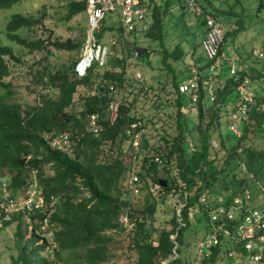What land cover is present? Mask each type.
Segmentation results:
<instances>
[{"label": "trees", "instance_id": "16d2710c", "mask_svg": "<svg viewBox=\"0 0 264 264\" xmlns=\"http://www.w3.org/2000/svg\"><path fill=\"white\" fill-rule=\"evenodd\" d=\"M24 1L0 0V10ZM196 2L203 11L200 16L188 10L186 0H141L145 19L129 34L117 19L106 18L94 34L96 45L107 46L104 62L90 59L81 77L75 70L80 56L62 65L52 64L50 58L56 54L53 49L79 52L87 42L85 34L77 41L54 39L53 30L46 39L22 35L46 26L43 17L12 14L6 38L42 56L25 65L23 53L0 43V233L15 226L11 232L16 254L10 255L9 264H118L126 252L134 257L133 264H220L233 258L229 253L239 246L221 233L218 244L197 246L194 257L192 251L198 241L211 236L209 213L220 196L230 199L246 188L260 190L257 183H264V92L255 85L257 70L233 59V75L231 58L224 56L225 44L236 31L223 24L222 17L233 11L217 8L212 0ZM89 3L70 0L66 18L88 14ZM262 8L264 0H259L258 10ZM188 13L197 18L196 34L187 24ZM205 14L220 21L224 35L222 65L215 71H210L212 60L202 45ZM171 21L182 24L181 35L168 33ZM107 33L118 40V49L105 41ZM153 54L160 61L156 66ZM19 65L28 78L26 88L39 89L33 104L14 98L20 86ZM193 65L200 71L195 102L179 90L194 77ZM153 70L163 72L159 89L145 81ZM245 75L251 79L255 101L234 133L229 116L240 101ZM113 102L119 104L114 121ZM146 103L155 111L146 113ZM93 115L97 133L91 127ZM66 133L72 140L68 150L47 141L50 135ZM137 138L139 151L133 144ZM127 155L139 163L133 172L140 191L154 184L159 195L149 192L150 198L139 204L133 199L137 195L124 183L131 170ZM34 171L45 196L43 207L9 209L10 200L24 195ZM172 194H178L181 203L168 205ZM203 194L212 201L208 205L201 201ZM161 205L168 207L162 220L157 215ZM200 228L205 232L196 238ZM122 235L129 243L125 253H118L112 247Z\"/></svg>", "mask_w": 264, "mask_h": 264}, {"label": "built area", "instance_id": "2783aa9c", "mask_svg": "<svg viewBox=\"0 0 264 264\" xmlns=\"http://www.w3.org/2000/svg\"><path fill=\"white\" fill-rule=\"evenodd\" d=\"M88 11V35L85 48V54L78 60L75 70L78 76H84L87 71L90 59H96L103 64L107 46L95 44V31L99 30L103 20L108 17L117 19L123 26L124 33L134 32L137 23L144 21L146 9L141 6V0H89ZM188 10L198 16L202 15L201 6L196 0H186ZM206 34L202 41L203 49L209 60H212L209 66L210 71L218 70L222 65V59L219 56V49L223 41L224 35L220 21L210 14H205ZM112 45L116 44L115 38L110 39ZM89 47V48H88ZM231 73L235 75L236 67L233 59H230ZM194 77L182 82L179 90L182 93L191 94L193 101L197 100L198 90V73H200L197 65L191 67ZM238 76L235 77L237 80ZM240 101L229 116L230 129L234 133L239 132V119L247 115L252 108L255 98L252 90L251 79L244 76L241 81ZM210 96L214 99L213 88L210 86ZM111 119L115 120L118 112L119 104L113 102L110 105ZM193 111L195 108H192ZM91 127L94 132H98L96 116L91 117ZM264 129V121L262 122ZM48 143L57 149L68 150L71 145V137L69 134L50 135L47 137ZM33 179L30 180L28 188L25 190L21 200L12 199L9 202V209L24 210L43 207L45 196L42 187L39 185L36 171H34ZM139 179L137 175H133L129 182L128 188L133 193H139ZM260 188L261 197L264 198V186L257 183ZM260 196L255 194L252 189L246 188L241 194L228 199L226 196H220L216 206L210 211L209 217L213 225L211 236L200 242L202 248H209L220 242L219 234L238 245L239 249L232 251L229 255L236 258L241 264H264V201H259ZM201 201L209 204L211 199L203 194Z\"/></svg>", "mask_w": 264, "mask_h": 264}, {"label": "rangeland", "instance_id": "374dc122", "mask_svg": "<svg viewBox=\"0 0 264 264\" xmlns=\"http://www.w3.org/2000/svg\"><path fill=\"white\" fill-rule=\"evenodd\" d=\"M258 1L259 0H222L224 9L232 10L233 14L228 16H223L222 20L223 22H226L228 18L232 22V31H236L232 37H229L228 41L225 44V53L234 56L235 58L242 57L241 60H245L246 63L250 66L251 69H255L258 71V77L255 81V85L264 92V8H262L260 11L258 10ZM70 0H26L22 3L14 5L10 9L0 10V43L2 44H9L14 48V51L16 53H23L26 56V59L28 62L24 63L25 65H30L36 60H39L41 58L42 54L38 53L36 56L29 53L28 51L24 50L23 48H20L17 46L14 42L9 41L5 36V26L14 13H21L24 15L34 16V17H43L44 23L46 26H37L35 28H32L31 30H27L24 32H21L22 35H30L35 38L41 37V38H48L50 34H52L51 30H53V37L59 38L60 40H67V39H73L77 41L79 38L83 37L85 34L88 35V27H89V21H88V14L87 13H81L76 15L75 17L71 19H67V12L69 7ZM186 19L189 20L187 24L190 26H194L195 28H198V21L195 15L188 13L186 15ZM182 23V22H181ZM192 23V24H191ZM227 26V23H223ZM187 27L189 28V26ZM231 27V26H230ZM183 29L182 24H176L175 21H171L169 24V30L168 33L175 34L179 33L181 35V30ZM181 37V36H180ZM111 34L107 33L106 37L104 38L105 41L110 40ZM116 49L119 47L118 40L115 39ZM89 48V47H88ZM53 49V48H52ZM85 48L81 49L79 52L77 50L73 52H61L53 49V51L56 53L55 56L50 58V61L52 64H58L62 65L64 63H70L72 59H75L77 56L82 57L85 54ZM115 54V53H114ZM153 60L154 65L156 66L159 64V58L158 56L151 57ZM25 69L21 67L20 65L16 68L17 73V81L19 80L20 86L16 87L14 98L27 102V103H35L36 97H37V90H31L32 88L28 89L26 88L28 83V78L23 76V72ZM136 77H141V71L139 69L134 70ZM147 78L145 79L147 84H154L157 89H159L160 86V80L163 78V72L159 70H153L147 72ZM144 78V77H143ZM163 80V79H162ZM160 95H164L163 93ZM163 97V96H162ZM164 99V98H163ZM139 106L144 108L139 104ZM145 111L146 113H150L152 111H155L150 107V103H146ZM167 111H172L174 109L172 108H166ZM154 134L156 132L154 131ZM154 141V140H153ZM140 138H137L133 144L134 147L138 150L139 147ZM139 151V150H138ZM125 163L128 165L129 172L127 173V177L125 178V185H128V182L130 180V177H132L134 174L133 169L139 167V163L136 159L132 158L130 155H127L125 158ZM137 166V167H135ZM259 183L264 186V183L262 181H259ZM152 195L157 196L159 195V189L156 185L150 184V188L139 191V193H134L137 196H134L133 199L137 201V203H143L145 197L150 198V193ZM254 192H257V194L260 196L259 201L263 202L264 198L261 197L260 190L258 189ZM23 195L20 194L16 199L21 200ZM168 205L175 204V203H181L180 196L178 194H172L168 198ZM166 205L159 206L158 210V219L162 220L164 217L163 209H168V207H165ZM167 214V213H166ZM165 214V215H166ZM121 221L124 223L125 226H127V219L124 215H121L120 217ZM14 225H12L8 231H3L0 233V264H9L10 263V255L16 254V251L14 250V241H13V235L11 230H13ZM204 229L200 228V231H198L196 238L198 236L203 235ZM129 243V238L126 235L121 236V240L119 243L113 245L112 250L116 251L118 253H125L126 246ZM196 244L193 247L192 256L194 257L197 254V246ZM128 252L120 256L118 264H133L134 257L130 259V257L127 256ZM191 257L193 260L194 258ZM238 260L236 258H226L225 260H222L220 264H238ZM105 264H111V263H105ZM194 264H200L199 261H194Z\"/></svg>", "mask_w": 264, "mask_h": 264}, {"label": "crops", "instance_id": "0c3cea01", "mask_svg": "<svg viewBox=\"0 0 264 264\" xmlns=\"http://www.w3.org/2000/svg\"><path fill=\"white\" fill-rule=\"evenodd\" d=\"M212 2H213V4H214L217 8L224 9L222 0H212ZM225 10H227V9H225ZM215 12H216V11H215ZM228 17H230V16H228ZM229 19H230V18H228V20H226L225 23H227V26H231L230 28L232 29V27H233V26H232V22H231V20H229ZM191 28L195 31V34L198 33V32H197V31H198L197 28H195L194 26H192ZM224 56H225V58H229V59H230V58H231V59H237V60H240V61H243L244 63H246L245 60H241L242 57L235 58L234 56H230V55L226 54L225 52H224ZM154 57H156V56H154Z\"/></svg>", "mask_w": 264, "mask_h": 264}, {"label": "water", "instance_id": "95a60500", "mask_svg": "<svg viewBox=\"0 0 264 264\" xmlns=\"http://www.w3.org/2000/svg\"><path fill=\"white\" fill-rule=\"evenodd\" d=\"M162 184L165 186L166 185V182H163Z\"/></svg>", "mask_w": 264, "mask_h": 264}]
</instances>
